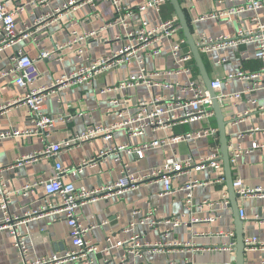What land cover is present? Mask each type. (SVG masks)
<instances>
[{
  "label": "crops",
  "instance_id": "0c3cea01",
  "mask_svg": "<svg viewBox=\"0 0 264 264\" xmlns=\"http://www.w3.org/2000/svg\"><path fill=\"white\" fill-rule=\"evenodd\" d=\"M2 1L6 3L8 9L17 8L19 10L15 15L18 27L28 25L35 29L33 40L17 43L0 52V131H7L33 126V118L28 109L18 103L23 90L15 85L14 74L9 72L18 51L36 61L39 77L34 85L47 87L61 74L75 71L94 59L117 51L125 41L119 38L124 33V28L119 23H113L100 29V26L113 19L114 9L109 1L103 0L94 6L79 7L59 18L53 16L52 12L64 0ZM144 1L122 0L125 5L130 7H136ZM180 1L196 43L203 36L219 34L231 36L238 28H251L254 16L264 22V8L211 18L210 14L226 13L233 6V2L229 0ZM170 6L172 7L167 0L159 14L149 10L140 13L139 17L148 20L150 24H156L159 19L176 17L173 7L171 9ZM200 16L208 17L197 20ZM40 17L48 18L34 25ZM73 30L77 34L96 31L95 35L77 44L83 48L81 55L77 53V45H73L72 48L64 46L62 49L56 50L48 58L40 57L43 51L49 52L56 46L69 41ZM180 35L183 36L181 32ZM184 46V49L187 50L186 43ZM201 55L207 74L214 82V90L221 97L219 103L224 120L227 122L226 136L229 155L231 156L237 147L241 149L240 155L234 159L231 166L232 178H240L245 185L250 187L264 188V147H255L258 144H264V88H256L250 81L226 78L227 74L241 68L246 72L258 70L260 61L254 56V45L226 47L216 51L201 52ZM222 57L225 58V61L217 63V59ZM145 62L148 73L174 66L167 44L162 47V55L147 58ZM137 68L135 63L121 64L116 68L102 71L91 83L72 85L45 98V111L55 117L69 112L81 114L80 116L73 115L65 121L57 120L46 137V141L50 142H69V146L63 147L55 158H41L36 161L16 164L21 156L42 149L44 142L35 135L0 139V163L5 167L2 174L7 188L12 191L11 203L8 207L11 215L21 216L24 211L40 209L47 202L48 197L43 187L38 185V181L46 180L55 173L56 162L68 169L78 166L83 160L117 144L127 143L134 146L184 131L205 127L217 129V121L213 116L193 121L190 124L176 125L168 130L146 129L140 136L129 137L123 128H117L108 139L97 137L83 143L74 142L75 134L92 125L107 126L117 119V113L120 110L125 109L126 112L132 113L136 103L150 99L153 92H159L158 88L151 89L145 85H139L122 94L117 91L100 93L101 89L116 85L120 80L136 72ZM189 77L204 85L195 65L189 74L180 75L176 79L184 83ZM163 79L174 80V78L167 77H163ZM247 88H254V90L246 91ZM236 92H241V96L238 98L228 96ZM164 93L169 95L171 91L164 90ZM223 95L226 96L222 97ZM123 96L128 98L124 107L110 102L111 98L120 99L124 98ZM211 153H219L218 134L207 135L196 141L174 142L133 153L122 152L120 155L123 162L127 163L129 171L137 174L175 157L191 155L194 158H199ZM11 165H13L12 168H6ZM119 175L120 166L115 161L114 155L109 154L94 166H84L80 172L68 171L65 174V180L71 181L78 189L90 190L115 181ZM219 175L220 171L214 170L189 171L187 175L173 179L172 186L175 191L170 194H163L162 183L152 180L141 183L137 188L82 204L78 209L79 221L86 226L95 225V228L89 231L86 237L99 248V251L94 255L97 263L235 264L236 234L233 212L225 181L213 182L214 178ZM192 178L209 183L204 186H195L192 190L190 206H186L185 192L176 188ZM26 184H30L31 188L26 190L25 194L14 192ZM224 192L227 194L228 204L220 202ZM203 201H207L208 204H204ZM237 204L238 212L241 208L245 213L244 218L239 216L243 220L245 242L243 264H264V252L250 249L247 242L252 237L264 240V223L259 222L256 218L264 212V197L244 199L237 197ZM149 208L154 210L157 219L185 213L188 216L187 219L190 217L202 219L213 217L214 220L188 222L185 226L171 230L167 235L163 234L162 226L158 228L139 226L144 241L154 242L159 239L188 241L190 244L182 249L154 253L143 251L141 257L128 255L124 259L121 247L115 248L110 256L101 251L106 237L110 236L115 241L129 235L130 232L123 230L128 227L133 211H139L138 215L140 216L146 213ZM1 217L2 212L0 211ZM19 230L25 236L28 259L46 257L54 253L62 254L72 248L68 237L67 223L61 215L48 214L29 218L26 222L21 223ZM216 231H232L234 236L231 238L227 234L216 235ZM195 232L211 234L194 236ZM230 243H233V247H230ZM13 244L14 235L9 230H0V264H21V255ZM63 264L81 263L67 262Z\"/></svg>",
  "mask_w": 264,
  "mask_h": 264
},
{
  "label": "built area",
  "instance_id": "2783aa9c",
  "mask_svg": "<svg viewBox=\"0 0 264 264\" xmlns=\"http://www.w3.org/2000/svg\"><path fill=\"white\" fill-rule=\"evenodd\" d=\"M99 1L103 0H64L60 6L54 8L52 15L59 18L79 7L85 5L94 6ZM105 1H109L113 5L114 15L112 21L100 26V29L113 23H119L124 28V33H122L119 38L123 39L125 42L117 51L94 59L75 71L61 74L47 87L34 85L39 77V70L34 59L20 51H18L17 56L14 58V64L9 72H13L14 74L15 85L23 90V94L18 99V103L26 106L28 109L29 114L33 118V126L0 131V139L35 135L44 142L42 149L21 156L16 164H22L25 161H36L41 158H55L63 147L69 146L68 141L50 142L46 141V137L49 135V132L54 127L57 120L65 121L73 115L80 116L81 114H72L69 112L55 117L47 113L44 105L45 98L48 95L59 93L62 89L72 85L91 83L102 71L116 68L121 64L135 63L138 68L136 72L120 80L116 85L101 89L100 93L117 91L122 94L128 91V89L139 85H145L151 89L158 88L159 92H153L150 99L141 100L136 103L135 110L132 113L126 112L125 109L120 110L117 113V119L107 126L92 125L84 131L75 134L73 139L74 142L83 143L97 137L108 139L117 128H123L129 137L140 136L144 134L146 129L168 130L176 125L190 124L193 121L208 119L214 116L209 93L201 82L190 77L187 78L184 83L176 79L180 75L189 74L194 68L190 50L188 48L187 50L184 49L185 38L180 35V27L176 17L159 19L156 24H150L148 20L139 17L140 13L149 10L159 14L163 4H165L167 0H145L136 7L127 6L122 0ZM229 1L233 2V6L226 13H218L216 15L210 14L209 17L218 18L222 15H232L264 8V0ZM18 11L17 8L8 9L6 3L0 0V52L17 43L33 40L35 38L34 28L28 25H24L23 27L17 26L15 15ZM206 17L208 16H200L197 20ZM45 18L40 17L34 25L43 21ZM252 19L254 23L251 28H238L231 36L226 34L203 36L199 39L197 45L200 52H209L226 47L253 44L254 56L260 61L258 70L246 72L241 68L233 73L227 74L226 78H237L239 80L250 81L256 88H264V22L256 16ZM95 34V30L82 34H77L76 31L73 30L69 41L56 46L55 49L49 52L43 51L40 57L48 58L53 52L62 49L64 46L72 48L74 47L73 45L80 44L83 40L89 39ZM164 44H167L169 47V54L172 57L174 66L172 68H165L163 70L151 71L148 73L146 69V59L162 55V47ZM76 50L79 55L83 53L81 45H77ZM223 61H225L223 57L217 59V63H222ZM163 77L174 78V80L169 81L168 79H163ZM211 84L214 90V82L211 81ZM164 90H170L171 93L166 95ZM251 90H254V88L246 89V91ZM241 94V92H236L228 96L238 98ZM224 96L226 95L222 97ZM123 97L124 98L120 99L111 98L110 102L124 107L128 98L125 96ZM216 97L218 101L221 100V97L218 96L217 93ZM216 134L217 129L215 127H205L197 130L184 131L167 137L152 139L134 146L121 143L87 160H83L78 166L76 165L68 169L63 167L59 162H56L54 165L55 173L46 180L38 181V185L43 187L48 197L47 202L40 209H29L24 211L21 216L11 215L9 213L8 207L11 203L12 191L7 188L2 174L5 167L0 163V211L2 212L0 230H9L14 235L13 245L21 255V264H63L67 262L98 264L94 255L99 251V248L86 237L87 233L95 228V225L91 224L86 226L79 221L78 209L82 204L88 201L103 199L109 195L121 193L128 189L137 188L141 183L152 180L162 183L163 194H170L175 191L172 186L173 179L175 177L187 175L189 171H220V175L215 177L213 182L219 183L224 181L222 162L219 153H211L199 158H194L191 155L175 157L137 174L129 171L127 163L123 162L120 154L122 152L133 153L143 149L161 147L162 145L174 142L196 141L207 135ZM255 147H264V144H258ZM240 153L241 149L237 147L230 156V163H233L234 159L239 156ZM109 154L114 155L115 161L120 166V175L115 181L90 190H82L76 188L71 181L65 180V174L68 171L73 173L80 172L84 166H94ZM12 167L13 165L6 168ZM208 183V181H200L197 178H192L188 182L182 183L176 189L185 192L184 202L186 206H188L191 202L193 188L195 186H204ZM232 186L239 199L247 197H264V188L245 185L240 178L235 177L232 180ZM30 188L31 185L26 184L21 189L14 192L25 194L26 190ZM220 202L228 204L226 192L222 193ZM203 203L208 204L207 201H203ZM138 213L139 211H133L132 219L128 227L123 230L124 232H130L127 237L115 241H113L110 236L105 238L101 248L103 253L110 256L115 248L121 247L123 248L122 257L124 259L128 255L141 257L143 251L154 253L169 252L171 249H182L190 243L177 239H159L154 242L144 241L139 226H147L149 228H158L162 226L163 234L167 235L171 230L185 226L188 222L214 220L213 217H208L206 219L190 217V219H187L188 216L185 213L164 219H157L154 210L151 208L143 215L139 216ZM238 213L241 218L245 217L243 209L239 208ZM48 214H58L65 219L72 248L67 249L62 254L54 253L46 257L28 259V248L25 236L19 230V226L29 218L42 217ZM256 218L259 222L264 223V212L256 216ZM209 234L211 233H193L194 236ZM215 234H227L231 238L234 236L232 231H216ZM247 242L250 249L264 252V240L252 237L247 240ZM230 247H233V243H230Z\"/></svg>",
  "mask_w": 264,
  "mask_h": 264
},
{
  "label": "water",
  "instance_id": "95a60500",
  "mask_svg": "<svg viewBox=\"0 0 264 264\" xmlns=\"http://www.w3.org/2000/svg\"><path fill=\"white\" fill-rule=\"evenodd\" d=\"M168 1L174 9V14L177 18L178 25L180 27V32L185 38V43L191 52L194 65L211 99L212 109L214 111V116L217 121L219 154H220V160L222 162V168L224 172L223 174L224 181L227 187L230 206H231V209L233 212V218H234L235 234H236L235 264H243V257H244V251H245V243H244V237H243V220L239 217V214H238V204H237L238 195L235 193V190L232 186V180H233L232 173H231L232 163H230L228 141H227V136H226L227 122L224 120V115L222 112L221 105L219 101L217 100L215 91L212 88L211 79L209 78L207 71L205 69V65L203 62L201 52L192 35L191 27L186 19V15H185V12L183 11L181 1L180 0H168Z\"/></svg>",
  "mask_w": 264,
  "mask_h": 264
},
{
  "label": "trees",
  "instance_id": "16d2710c",
  "mask_svg": "<svg viewBox=\"0 0 264 264\" xmlns=\"http://www.w3.org/2000/svg\"><path fill=\"white\" fill-rule=\"evenodd\" d=\"M171 7V6H170ZM171 9H172V7H171Z\"/></svg>",
  "mask_w": 264,
  "mask_h": 264
}]
</instances>
